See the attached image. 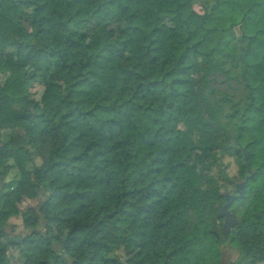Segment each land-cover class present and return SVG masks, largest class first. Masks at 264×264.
I'll list each match as a JSON object with an SVG mask.
<instances>
[{
    "label": "trees",
    "instance_id": "1",
    "mask_svg": "<svg viewBox=\"0 0 264 264\" xmlns=\"http://www.w3.org/2000/svg\"><path fill=\"white\" fill-rule=\"evenodd\" d=\"M225 243L264 262V0H0V264Z\"/></svg>",
    "mask_w": 264,
    "mask_h": 264
},
{
    "label": "rangeland",
    "instance_id": "2",
    "mask_svg": "<svg viewBox=\"0 0 264 264\" xmlns=\"http://www.w3.org/2000/svg\"><path fill=\"white\" fill-rule=\"evenodd\" d=\"M35 91L40 92L42 90L41 87L37 86L35 89ZM37 161H39V159L37 158ZM231 172L234 173L236 172V165H232L231 168ZM241 187V186H240ZM37 199H25L22 203L23 207H28V206H32V205H36L37 204ZM9 225L12 227L10 229V231L12 232V234H16V233H25L28 230L25 229L22 219L20 217H16L13 216L9 219ZM222 251H223V255L229 254V258L228 260L231 263V260H233L236 257V249L233 248L232 246H230L229 244L225 243L222 246ZM222 259V257H221Z\"/></svg>",
    "mask_w": 264,
    "mask_h": 264
},
{
    "label": "water",
    "instance_id": "3",
    "mask_svg": "<svg viewBox=\"0 0 264 264\" xmlns=\"http://www.w3.org/2000/svg\"><path fill=\"white\" fill-rule=\"evenodd\" d=\"M248 150L246 147H244V159L246 160L248 158ZM2 186V184H1ZM239 193L238 194H228L227 195V201L226 203L220 207V214L225 217L224 219V232L228 234L230 232V229L232 226H235L238 224L237 219L233 216L232 212L228 209L231 203L238 197L242 196L244 194L245 189V183L240 187L237 188ZM229 254L222 256V262L224 264H230V261L228 260ZM52 263V262H51Z\"/></svg>",
    "mask_w": 264,
    "mask_h": 264
},
{
    "label": "flooded vegetation",
    "instance_id": "4",
    "mask_svg": "<svg viewBox=\"0 0 264 264\" xmlns=\"http://www.w3.org/2000/svg\"><path fill=\"white\" fill-rule=\"evenodd\" d=\"M257 264H264V262H259V263H257Z\"/></svg>",
    "mask_w": 264,
    "mask_h": 264
}]
</instances>
